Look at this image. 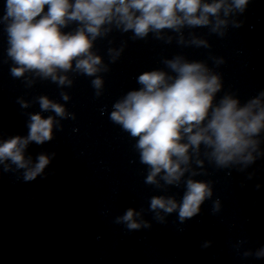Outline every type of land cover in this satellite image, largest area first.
<instances>
[{"label": "clouds", "instance_id": "1", "mask_svg": "<svg viewBox=\"0 0 264 264\" xmlns=\"http://www.w3.org/2000/svg\"><path fill=\"white\" fill-rule=\"evenodd\" d=\"M250 0H5L0 24L7 35V57L12 61L10 74L23 79L28 87L40 80H50L59 87H70L69 72L94 77L91 84L96 96L102 95L101 72H108L101 55L94 51L97 39L106 38L114 29L132 33L131 39L144 40L149 34L171 43L197 48H210L208 40L184 29L208 28L223 37L229 25L239 28L243 21L234 19L243 14ZM70 25L75 27L65 31ZM111 43V41H109ZM124 51L108 48L111 62ZM219 66L223 58L211 57ZM165 68L146 70L131 89L114 102L110 120L127 132L136 143L140 163L147 166L145 183L166 189L184 186L183 195H154L149 211L165 223V216L177 213L180 223L197 216L205 201L213 197L211 181L195 179L204 170L203 156L218 169L236 168L243 172L264 158V89L241 102L238 95L223 90V79L204 61L189 60L183 55L162 60ZM29 74L33 79L29 78ZM64 101L68 93H60ZM22 108L30 104L22 97ZM40 111L28 113L27 135L6 139L0 132V166L4 172H23L25 182L45 177V169L56 156L41 152L33 159L28 154L31 144L43 145L54 138L60 121L75 119L64 104L47 95L36 97ZM54 113L45 117L43 113ZM103 114V113H102ZM57 117L59 119H57ZM193 164L197 167L194 168ZM199 169V170H198ZM187 174V175H186ZM255 173H249L252 179ZM163 181V184H161ZM243 187V185H242ZM256 189L260 188L257 184ZM221 202L213 201V213ZM143 209L127 208L115 218L129 231L151 228L142 218ZM264 258V246L254 254Z\"/></svg>", "mask_w": 264, "mask_h": 264}]
</instances>
